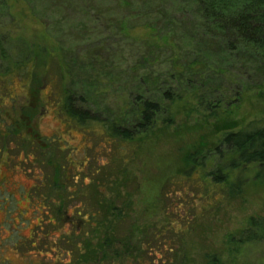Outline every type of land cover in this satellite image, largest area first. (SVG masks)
I'll list each match as a JSON object with an SVG mask.
<instances>
[{
  "label": "rangeland",
  "instance_id": "rangeland-1",
  "mask_svg": "<svg viewBox=\"0 0 264 264\" xmlns=\"http://www.w3.org/2000/svg\"><path fill=\"white\" fill-rule=\"evenodd\" d=\"M182 5L180 0H0V264H75L66 235L45 222L47 213L55 214L54 206L46 204L50 198H56L60 206L87 207L89 202L84 196H73V191L81 186L88 193L91 182L101 174L96 170H108L110 166L112 171L126 168L122 189L126 187L124 179L129 184L133 181L136 188L131 198L133 217L120 224L119 234L131 228L132 219L140 226L163 220L166 207L171 214L169 221L192 223L185 231L174 226V236L168 234L169 240L179 246L175 249L177 259L185 264H207L206 256L210 253L226 257L222 243L225 235L238 233L249 217L264 215L262 182L249 179L239 195L205 199L198 194L202 187L182 175L188 168V152L200 149L197 160L206 156L205 167L209 169L216 161L213 148L224 133L243 128L251 121L264 120V85L255 88L260 81L238 75L234 69L230 75L236 80L225 83V88L218 90L220 104H212L216 114L208 115L200 107L189 117L178 115L169 127L157 121L147 133L137 135L132 142H123L120 159L115 158V162L110 157L116 155L103 141L104 134L97 124L77 126L60 112L58 98L63 85H46L48 71L55 76L57 66H50L52 61L43 56L33 57L34 51L43 54L49 50L58 57L66 55L68 60L76 61L78 65L71 67V86L81 93L83 86L77 80L82 78L79 66L83 61L105 66L113 60L110 67L124 69L129 65V73L142 63L149 64L151 57L166 59L175 40L173 47L161 56L157 49L150 53L146 49L149 44L143 47L140 43L150 31L139 25L161 15V10L176 13ZM177 15L181 16V12ZM122 19L130 20L127 33L122 28H108ZM177 35L179 41L183 40L182 33ZM29 48L30 56L25 53ZM206 59L210 60L202 74L206 81L216 74H227L228 61L220 65ZM18 61L30 62L27 64L32 67L31 77L1 74L14 70ZM103 84L107 88L92 100L97 108L109 113L108 106L122 103L125 92L117 78ZM197 92L207 97L211 90L201 86ZM194 102L197 104V99ZM8 128L22 130L30 141L8 134ZM167 179L177 184L167 185L169 194L162 197ZM62 213L58 207L57 216L63 218ZM166 216L167 220L169 214ZM78 222H68L66 230L73 229ZM40 223L36 238L34 230L39 229ZM136 234L142 235L140 231ZM32 236L35 244H31ZM45 239H53L56 248L40 249ZM159 247L160 242L153 244L158 256L151 252L146 264H162ZM242 262L264 264V242L246 245Z\"/></svg>",
  "mask_w": 264,
  "mask_h": 264
},
{
  "label": "trees",
  "instance_id": "trees-1",
  "mask_svg": "<svg viewBox=\"0 0 264 264\" xmlns=\"http://www.w3.org/2000/svg\"><path fill=\"white\" fill-rule=\"evenodd\" d=\"M180 1L183 5L177 8L176 13L161 10V15L151 17L150 21V18L143 20L139 25L150 31L145 39H140L141 46L146 47L144 45L149 44L146 49L150 53H155L157 49L161 56L173 47L175 40L176 44L166 59L163 57L161 60H154L151 57L149 64L142 63L140 68L137 67V70L129 73V65L124 69L119 66L110 67L113 60L109 63L106 61L105 66L83 61V65L79 66L82 78L77 80L83 86V89L80 88L81 93L71 86L74 78L71 67L76 66V61L68 60L66 55L58 57L49 50L43 54L34 51L33 57L43 56L44 60L52 61L50 66H57L55 76L48 71L46 85L56 82L63 85L58 98L60 112L77 126L97 124L104 134L103 141L111 146L112 153L116 155L114 158L113 155L110 157L112 161L115 158L120 159L123 142H132L137 135L147 133L157 121L169 127L175 124L178 115L189 117L200 107L208 115L216 114L212 104L219 105L221 97L218 90L225 88V83L236 80L230 75L234 69L238 75L260 81L255 88L264 85V0ZM178 10L181 16L177 15ZM143 17L144 14L141 19ZM129 27L130 20L122 19L108 28H122L127 33ZM177 32L183 34V40L179 41ZM30 52L32 50L29 48L25 53L30 56ZM206 58H211L220 65L228 61L227 74H216L206 81L202 76L210 63ZM16 63L14 70H6L1 74H22L23 79L31 77L33 72L31 73L30 64H20L19 61ZM151 66L156 69L150 68ZM112 78L121 82L120 86L125 93L121 96L123 102L117 101L109 105V113H105L96 107L92 99L101 96L104 88H107L103 87V83L107 85ZM172 81L178 84L173 85ZM201 86L211 90L207 97H202L197 92ZM8 129V134L11 133L15 138L21 137L30 141L22 130ZM48 141L53 142V139ZM200 151L196 149L186 154L188 168L183 170L182 175L202 187L203 190H198L202 198L221 200L239 195L249 179L264 183V120L251 121L243 128L224 133L213 148L216 161L209 169L205 167L206 156L201 161L197 160ZM96 172L101 174L91 182L88 193L81 186L73 191V196L81 199L84 196L89 202L87 207H71L69 204L60 206L56 198H50L46 204L54 206L55 214L47 213L45 222L66 235V241L70 242V254L73 253L76 260L75 264H146L149 259L147 256L151 252L158 256L152 246L159 242L162 248L158 249L159 259L162 264H185L177 259L175 249L179 246L169 240L168 234L174 236V226L179 225L177 229L185 231L192 223L176 220L178 223L175 224V221H169L171 214L165 207L164 216L169 214L167 220L164 217L163 220L140 226L132 219L131 228L119 234L120 224L133 217L131 198L136 190L134 182L129 184V180L124 179L126 187L122 189L123 177L127 176L124 167L112 171L110 166L108 170L98 169ZM167 181L168 179L162 186V197L169 194L166 191L167 185L170 187L177 184ZM58 207L62 210V215L64 214L63 218L57 216ZM75 218L79 222L73 229L66 230V224L73 223ZM37 226L39 229L34 230L36 238L41 223ZM138 231L141 236L136 234ZM168 241H171L169 245L166 243ZM254 242H264V215L251 216L238 233L226 234L222 242L226 248V257L210 253L206 256V263L247 264L242 262L243 250L246 245ZM35 243L32 236L31 244ZM41 246L40 249L51 251L56 248L53 239L51 242L45 239ZM170 251H173L171 255L168 254Z\"/></svg>",
  "mask_w": 264,
  "mask_h": 264
}]
</instances>
